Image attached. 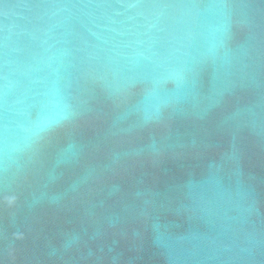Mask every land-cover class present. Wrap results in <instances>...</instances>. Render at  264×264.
Wrapping results in <instances>:
<instances>
[{
    "label": "water",
    "instance_id": "1",
    "mask_svg": "<svg viewBox=\"0 0 264 264\" xmlns=\"http://www.w3.org/2000/svg\"><path fill=\"white\" fill-rule=\"evenodd\" d=\"M0 264H264V0H0Z\"/></svg>",
    "mask_w": 264,
    "mask_h": 264
}]
</instances>
